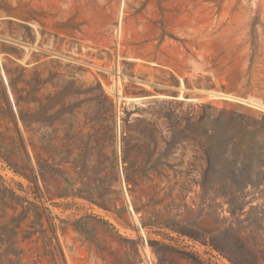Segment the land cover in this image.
I'll use <instances>...</instances> for the list:
<instances>
[{
	"label": "rangeland",
	"instance_id": "obj_1",
	"mask_svg": "<svg viewBox=\"0 0 264 264\" xmlns=\"http://www.w3.org/2000/svg\"><path fill=\"white\" fill-rule=\"evenodd\" d=\"M0 264H264V0H0Z\"/></svg>",
	"mask_w": 264,
	"mask_h": 264
},
{
	"label": "bare ground",
	"instance_id": "obj_2",
	"mask_svg": "<svg viewBox=\"0 0 264 264\" xmlns=\"http://www.w3.org/2000/svg\"><path fill=\"white\" fill-rule=\"evenodd\" d=\"M110 92H113V90H110ZM208 93V95L209 96H211L212 98H218V99H220V97H222V98H224V99H227V100H232V101H239V102H242V103H250V104H253V102H249L248 100L246 101V100H244L243 98L241 99V98H237V97H233V96H230V95H220V94H217V93H215V92H211V91H209V92H207ZM118 95V94H117ZM255 104V103H254ZM256 106V105H255ZM258 106H260L259 104H258ZM258 108V107H257Z\"/></svg>",
	"mask_w": 264,
	"mask_h": 264
}]
</instances>
